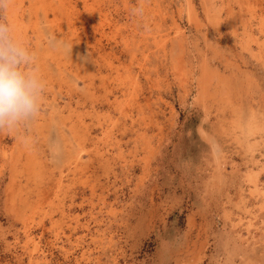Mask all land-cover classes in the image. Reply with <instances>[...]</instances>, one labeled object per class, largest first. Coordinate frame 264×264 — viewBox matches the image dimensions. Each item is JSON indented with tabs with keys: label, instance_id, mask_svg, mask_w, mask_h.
I'll return each mask as SVG.
<instances>
[{
	"label": "rangeland",
	"instance_id": "1",
	"mask_svg": "<svg viewBox=\"0 0 264 264\" xmlns=\"http://www.w3.org/2000/svg\"><path fill=\"white\" fill-rule=\"evenodd\" d=\"M6 18L46 88L0 128V264H264V0Z\"/></svg>",
	"mask_w": 264,
	"mask_h": 264
},
{
	"label": "clouds",
	"instance_id": "2",
	"mask_svg": "<svg viewBox=\"0 0 264 264\" xmlns=\"http://www.w3.org/2000/svg\"><path fill=\"white\" fill-rule=\"evenodd\" d=\"M12 0H0V128L12 129L36 118L41 110L46 82L36 64V52L16 34L7 20ZM143 16V6L132 9Z\"/></svg>",
	"mask_w": 264,
	"mask_h": 264
}]
</instances>
